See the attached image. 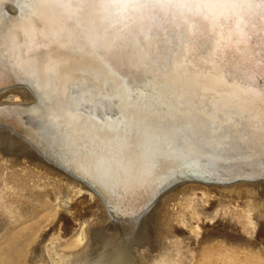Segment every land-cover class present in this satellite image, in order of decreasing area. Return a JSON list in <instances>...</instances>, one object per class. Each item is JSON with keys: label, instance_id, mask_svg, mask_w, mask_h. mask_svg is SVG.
Instances as JSON below:
<instances>
[{"label": "bare ground", "instance_id": "1", "mask_svg": "<svg viewBox=\"0 0 264 264\" xmlns=\"http://www.w3.org/2000/svg\"><path fill=\"white\" fill-rule=\"evenodd\" d=\"M61 15L60 6L50 0H34L27 20L17 12L11 0L0 4V154H3L0 158V237L35 208L55 204L56 211L73 210L75 206L71 202L77 201L76 197L86 195L91 199L88 198L90 202L85 200L89 205L85 208L83 227L74 234L69 245L62 244L60 252L58 247L51 248L52 243L64 237L60 227V232L53 237L47 236L51 242L48 239L44 244L45 241L39 239L45 247L36 248L35 243V249L31 248L37 241L38 230L19 255L24 259L29 256L28 263L12 264H264V245L258 243L256 235L259 223L264 229V132L260 130L264 126V48L260 47L257 36L252 35L253 31H259L258 27L250 30L245 26L247 16L220 9L207 13V18L196 17L190 31L192 37L200 32H215L230 41L225 63L220 67L216 66L219 61L204 64L203 69L210 78L202 81L208 89L222 90L223 85H218L217 79L224 76L232 85L227 91L238 115L234 124H224L221 120L223 126L218 133L229 137L227 142H211V129L202 117H198L190 132L170 137L169 151L156 155L155 167L142 183L132 185L117 180L110 184L99 175L85 172L75 154L74 144L78 147V142L87 143L86 127L75 124L71 116L78 113L85 126L99 127L108 121L115 122L119 116L117 102L96 99L91 75L62 79L61 90L53 92L19 71L18 64L30 59L43 62L52 52L82 66H90L106 79L127 80L133 88L144 86L146 77L133 74L117 61L111 62L109 71L79 52L46 48L47 37ZM130 15L119 7L109 6L96 13L89 27L97 36H110L131 22L126 19ZM14 33L19 39L11 38ZM250 57L254 60L248 63ZM18 166L23 169H16ZM236 178L245 181L227 186L220 194L240 193L247 199L243 204L245 215L241 227L243 234L250 235L247 239L224 236L225 239L220 240L215 239L217 236L211 238L212 235L198 241L193 252L188 251V243L181 246L185 239H180L182 232L174 220L184 228L199 222L200 229L202 215L208 214L213 219L220 215L236 226L240 223L232 221L224 213L227 211L218 210L223 202H216L218 208L212 212L205 210L204 202L209 195L204 197L207 189L200 182L182 185L163 196L153 218L144 221L149 209L145 212L143 206L178 180L221 182ZM192 188L202 191L200 200L195 199L197 193H190ZM186 194L190 196L184 205L189 215L178 210L180 214L175 216L167 206ZM78 211L74 218L79 215ZM47 249L57 250L58 254L46 256ZM5 259L3 253L1 264L6 263Z\"/></svg>", "mask_w": 264, "mask_h": 264}, {"label": "snow or ice", "instance_id": "2", "mask_svg": "<svg viewBox=\"0 0 264 264\" xmlns=\"http://www.w3.org/2000/svg\"><path fill=\"white\" fill-rule=\"evenodd\" d=\"M17 12L27 20L34 0H11ZM62 9V15L47 37L48 49L79 52L89 61L108 68L117 61L136 75L146 77L144 86L133 88L127 80L106 79L90 66L50 52L45 61L24 60L18 70L59 92L62 79L91 75L97 100H113L119 106L115 122L99 127L85 126L78 113L72 121L86 127L87 143L74 144L75 154L85 172H92L108 183L117 180L136 185L151 175L157 154L167 153L170 137L190 132L202 117L211 129L209 139L224 144L229 137L219 136L220 121L234 124L238 109L227 89L232 85L221 76L222 90L206 88L202 81L210 76L204 64H224L230 41L215 32L190 31L196 17L207 18L214 10H231L247 16V27L264 48V0H50ZM4 0H0L3 4ZM116 6L130 23L113 34L97 36L89 27L98 11ZM243 23V22H242ZM20 31V30H18ZM12 39H19L14 33ZM254 57L248 58V63ZM192 71H189V70ZM235 81H233V84ZM211 92V95H209ZM209 109H212L209 111ZM264 132V126L260 129Z\"/></svg>", "mask_w": 264, "mask_h": 264}, {"label": "rangeland", "instance_id": "3", "mask_svg": "<svg viewBox=\"0 0 264 264\" xmlns=\"http://www.w3.org/2000/svg\"><path fill=\"white\" fill-rule=\"evenodd\" d=\"M0 158H3V154H0ZM47 158L49 160L51 159L49 157H47ZM20 168L23 169L22 166L21 167L20 166L16 167V169H20ZM189 181L188 180H184L183 182L181 181V182H178L177 184L171 185L172 187L170 186L167 190H165L162 193H160L162 196L158 195L157 196L158 198L155 197L152 200V202L150 201L151 203L149 202L148 205L146 204V206H143L142 210H145V212L149 209L147 211L148 213L145 214L144 221L149 222V220H151L153 218V216L155 215L154 212L155 211L157 212L159 210L158 209L159 208V203H160V200L163 198V196L169 195L170 193L173 192L174 189H176V188H178V187H180L182 185L183 186H188V183L189 184H191V183L192 184H195V183L199 184V182H200V184L207 189V192H206L204 197H207V195H209L207 200L204 202L205 210H207L208 213L212 212L213 210L218 208V207H216V202L218 204H221L223 202L224 205H222V208H218V210L227 211V213L226 212H224V213L228 217H230V219L232 218V221H234V222L240 221V223L237 224V226H236V225L232 224L233 222L231 223V222L227 221L225 218H223V217L221 218L220 215H219L220 218L217 217V218L213 219V217L208 214L206 216L202 215V219L200 221L201 224H202V227L200 229V227L197 225V224H199V222H197V224L194 223L195 225L194 224L190 225L188 228H184V225L180 226V223L178 224V221L176 222V220H174L173 223L178 227V230L182 232V234H180V236H181L180 239L182 237H184V238H182L183 240L185 239L181 246H183V245L185 246L188 243V245L190 247V248H188V251H192V249L194 251L196 249L194 247H197L198 241H201V240L204 241L205 239H207L209 236H212V235L214 237H211V238H215L217 236L215 239H220V240L225 239L224 236L225 237L226 236L230 237V239H234V238L235 239H238V238L247 239L250 236V235H247V233H245V232H244L245 234H243L244 230L241 228L242 224L244 223V221L242 220V216L245 215V209H244L243 204L247 202V199L243 198L242 194H240V193L236 194V195H229V194L228 195H226V194L225 195H223V194L221 195L220 194L223 190L227 189V186H233L234 184L236 185L238 183H241V182L245 181V179H243V180L242 179H239V180L236 179L237 182L235 180L221 181V182L220 181L219 182H217V181L214 182L213 180H210V181H207V182H201V181H196L194 179L189 180ZM212 182H213V184H212ZM227 182H228V184H227ZM229 183H231V184H229ZM191 191H192V192H190L191 194L192 193L193 194L197 193L196 194V198H195L196 200H200L201 199L202 194H203L201 190L192 188ZM187 196H188V194L182 195L180 197L181 199H178L177 201L172 202L170 205L167 206V209L169 211H171L175 216H178L180 214V212L183 213L184 211L186 212V213L184 212V214L188 213L187 215H189V210L187 208H185V206H186L185 205L186 204L185 203L186 202V198H190V196H188V197ZM80 197H82V198H80ZM80 197L78 196V197L75 198V199H77V201L73 200L74 202L76 201L75 202L76 204L73 201L71 202L72 205L74 204L73 206H75L76 209L74 207L73 210L64 211V209L62 210V208H61L62 211L61 210H57L56 211V205L55 204H47L46 206L39 207V209L38 208H35L36 210L33 209L35 212L33 210H31V212L28 213V215H27L28 217H26V216H25L26 218L23 217L16 224H14V225L10 226L9 228H7V230L0 237V256L3 255V253L6 254V259H5L6 263H4V264H12V263L17 262V261L22 262V263L24 261V262L28 263L29 258H30L29 256H28L29 258L27 257V259H24V257H20L19 255L20 254L22 255V251H25L27 245H29V243H31L33 234L36 231H38V230H39V232H38L37 241L33 243L31 248L34 247V249H35L36 244H37L36 248H38L39 245L41 247L42 246L45 247V245H41V241L42 242L45 241L44 244H47L49 242L48 239L50 240V238L53 237L55 233H58V231L60 229H61V234H63L64 237H63L62 240L57 239V241L60 242L61 244L57 243V241H56L55 243H52L54 245H52V244L50 245V246H52L51 248H54V247L57 248L58 247L57 248L58 251L59 250L61 251L62 244H64L63 246L69 245L73 241V238L76 236L74 234L75 233L77 234L81 230V228L83 227L84 218H85V214H84L85 213V208H87V206L89 205L88 202L85 201L88 198H90L89 196L80 195ZM90 199H88V201ZM82 201L85 202V204L82 203ZM77 202H78V204H77ZM80 203H81V205H80ZM173 204H174V206L177 205V207H174ZM179 205H181V206L179 207ZM214 206H215V208H214ZM79 208H80V210H79ZM175 209H177L176 210L177 212L175 211ZM178 210L179 211L181 210V211L179 212ZM60 211H61V213H60ZM77 211L79 212L78 213L79 215L76 218H74L75 217L74 214H76ZM82 211H84V212L82 213ZM55 212L56 213L58 212L57 216H59V217L55 216L56 215V214H54ZM62 214H63V216H61ZM58 218H60L61 220L58 219ZM204 218L207 219V220L204 221ZM208 218H209V220L211 222L208 220ZM45 230H46V232H44ZM45 233H49L50 235L49 234H45ZM66 233H67V235H66ZM193 233H195L196 235L195 234L193 235ZM256 235H257L258 243L260 245H264V229H263V227H262V225L260 223L257 226ZM47 236H49V237L51 236V237L47 238ZM69 236H72V237H69ZM191 237H194L193 238L194 240H192ZM195 240H197V241H195ZM63 241H64V243H63ZM50 242H51V240H50ZM56 248H54V249H56ZM50 253L51 254L53 253L52 255L58 254L57 250H55L53 252H50L48 249H47L45 254L47 256V254L49 255ZM188 256H190V254H188ZM0 264H1V260H0Z\"/></svg>", "mask_w": 264, "mask_h": 264}, {"label": "water", "instance_id": "4", "mask_svg": "<svg viewBox=\"0 0 264 264\" xmlns=\"http://www.w3.org/2000/svg\"><path fill=\"white\" fill-rule=\"evenodd\" d=\"M42 149H44V148H42ZM236 179H242V178H236ZM236 179H234V180H236ZM262 179H264V177ZM185 180H192V179H185ZM181 181H184V180H178L177 182H181ZM228 181H231V180H228ZM175 184H177V183H175Z\"/></svg>", "mask_w": 264, "mask_h": 264}]
</instances>
